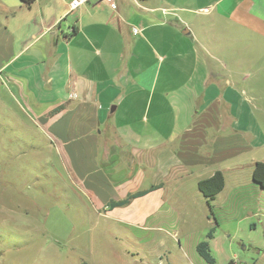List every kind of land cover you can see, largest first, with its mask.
<instances>
[{"label": "crops", "instance_id": "crops-1", "mask_svg": "<svg viewBox=\"0 0 264 264\" xmlns=\"http://www.w3.org/2000/svg\"><path fill=\"white\" fill-rule=\"evenodd\" d=\"M114 1L0 0L11 95L111 240L208 264L207 239L215 264H247L234 242L246 231L263 261L264 0ZM216 171L208 202L197 183Z\"/></svg>", "mask_w": 264, "mask_h": 264}, {"label": "rangeland", "instance_id": "rangeland-1", "mask_svg": "<svg viewBox=\"0 0 264 264\" xmlns=\"http://www.w3.org/2000/svg\"><path fill=\"white\" fill-rule=\"evenodd\" d=\"M10 88L0 75V264H164L166 255L133 250L132 241L126 249L127 241L100 232L102 223L99 230L93 227L90 205L72 184L54 143ZM250 235L243 231L234 238L236 259L247 264L256 258L253 245L245 247ZM224 258L219 254L218 264ZM175 264L190 263L183 257Z\"/></svg>", "mask_w": 264, "mask_h": 264}, {"label": "trees", "instance_id": "trees-1", "mask_svg": "<svg viewBox=\"0 0 264 264\" xmlns=\"http://www.w3.org/2000/svg\"><path fill=\"white\" fill-rule=\"evenodd\" d=\"M253 180L264 187V162L257 161L254 164L252 172ZM224 184V178L220 171H216L212 176L198 181L197 187L208 202L214 198V196L221 191ZM212 233L209 231L207 237H211ZM198 254L208 263L215 264L214 257L210 253L209 243L207 239L201 240L196 245ZM232 261H230L231 264Z\"/></svg>", "mask_w": 264, "mask_h": 264}, {"label": "built area", "instance_id": "built-area-1", "mask_svg": "<svg viewBox=\"0 0 264 264\" xmlns=\"http://www.w3.org/2000/svg\"><path fill=\"white\" fill-rule=\"evenodd\" d=\"M88 0H70L69 2V9L70 10H75L81 7L85 2ZM104 1L108 6L111 8L115 9L116 8V3L114 0H102ZM231 264H239L238 262L232 261Z\"/></svg>", "mask_w": 264, "mask_h": 264}]
</instances>
